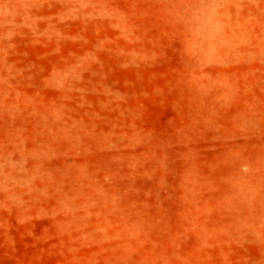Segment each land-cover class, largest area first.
<instances>
[{"label": "rangeland", "instance_id": "374dc122", "mask_svg": "<svg viewBox=\"0 0 264 264\" xmlns=\"http://www.w3.org/2000/svg\"><path fill=\"white\" fill-rule=\"evenodd\" d=\"M0 264H264V0H0Z\"/></svg>", "mask_w": 264, "mask_h": 264}]
</instances>
